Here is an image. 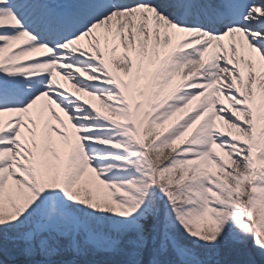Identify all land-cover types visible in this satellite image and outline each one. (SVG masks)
Wrapping results in <instances>:
<instances>
[{"label": "snow or ice", "instance_id": "6c2138e0", "mask_svg": "<svg viewBox=\"0 0 264 264\" xmlns=\"http://www.w3.org/2000/svg\"><path fill=\"white\" fill-rule=\"evenodd\" d=\"M0 264H264V0H0Z\"/></svg>", "mask_w": 264, "mask_h": 264}, {"label": "rangeland", "instance_id": "374dc122", "mask_svg": "<svg viewBox=\"0 0 264 264\" xmlns=\"http://www.w3.org/2000/svg\"><path fill=\"white\" fill-rule=\"evenodd\" d=\"M149 151H151V148H150V147H149ZM131 187H133V188H134V187H135V185L133 184V185H131Z\"/></svg>", "mask_w": 264, "mask_h": 264}]
</instances>
